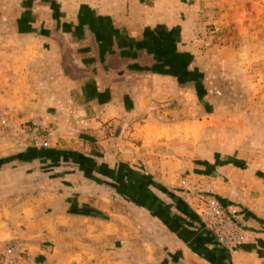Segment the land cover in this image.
Instances as JSON below:
<instances>
[{
	"label": "crops",
	"instance_id": "crops-1",
	"mask_svg": "<svg viewBox=\"0 0 264 264\" xmlns=\"http://www.w3.org/2000/svg\"><path fill=\"white\" fill-rule=\"evenodd\" d=\"M33 3L30 14L43 16L46 23L34 19L21 34L24 41L31 35L35 45L41 43V36L36 38L35 34L40 31L60 29L82 33L76 45L81 47L82 54L75 53L80 58L81 77L74 76L71 83L82 94V101H86L81 106L72 105L77 111L78 128L100 122L96 116L86 115L87 104L98 114V119L113 116V122L117 123L115 128L119 129L115 137L120 142L123 129L130 125L129 143L140 152L138 159L142 160L141 169L137 170L157 178L151 185L135 186L138 190L131 198L136 211L140 208L145 214L142 217L150 241H146L145 248L141 246L144 242L139 246L138 239L131 235L123 237L119 217L107 213L103 206H97L99 215L96 216L85 212L94 208L83 207L78 199L74 201V194L66 199L67 195L63 194L58 197V194L37 192L40 182L34 183L35 192L28 195L0 193V239L25 238L31 242L30 258L24 264H139V257L146 264H264L263 155L234 149L240 140L250 147L259 143V139L244 137V141L243 135L240 139L231 140L230 136L226 137L227 141L217 139L215 144L220 142V147L209 151L194 148L191 163L185 161L186 156H171L178 160V164L172 162L176 166L174 170H186L211 180L224 207H236L246 219L248 239L231 249L222 247L191 207L169 193V182L176 180L171 176L174 170L165 173V148L157 145L165 144V129L186 124L196 127L197 122H202L201 118L206 122L204 125H216L219 122L216 113L229 109V106H218V93L207 88L203 71L196 70L200 65L199 57L190 55L195 42L189 40L192 19L199 15L196 9L209 4H201L200 0H48L44 3L34 0ZM29 32L34 33L29 35ZM48 44L55 54L58 41L51 36ZM50 60L51 65H57L58 56L51 55ZM167 64H178L183 71H175ZM7 68L0 77V106L19 115L28 114L34 109L26 98L32 83H27L26 87L23 79L27 78L22 71L11 63ZM52 82L56 83L53 79ZM186 92L193 101L207 98L206 114L201 116L202 106H197L201 118L188 122L178 120L170 126V122H165V96L183 100ZM252 108L239 110L232 106L231 113ZM159 111L161 116H158ZM198 133L195 131L189 144L198 142ZM53 134L55 141H61L56 140L60 136L66 142L73 135L62 125ZM52 139L53 136L50 142ZM222 144L230 147L223 148ZM7 148L2 146L1 150ZM51 156L55 157L56 153L49 152L44 157ZM44 157L23 153L16 159L31 158L28 163L34 164ZM130 160L129 168L133 169L135 159L130 157ZM118 168L119 175L122 165ZM9 170L0 168V172H8L6 174ZM28 174L29 179L38 178L37 172ZM5 187L0 185L1 189ZM27 187L22 185L25 190ZM17 191L21 192L20 188Z\"/></svg>",
	"mask_w": 264,
	"mask_h": 264
},
{
	"label": "rangeland",
	"instance_id": "rangeland-1",
	"mask_svg": "<svg viewBox=\"0 0 264 264\" xmlns=\"http://www.w3.org/2000/svg\"><path fill=\"white\" fill-rule=\"evenodd\" d=\"M200 1L201 4L209 5L201 6L204 10H200L201 7L196 9L199 15L192 19L189 40L191 43L195 42L190 55L199 57L200 65L196 66V70L200 68L203 71L207 88L218 93V106H229V109H220L216 113V119L219 121L216 125H204L206 122L200 117L201 112L199 113L197 106H202L201 116H204L207 98L193 101L188 92L183 100L165 96V122H170V126L171 123L177 124L178 120H202L201 123L197 122L196 127L186 124L184 127L175 125L171 126L172 129H165V144H157L159 147L164 145L165 148V173H168L167 170L172 172L176 169L172 162L178 164V160L171 158L172 155L186 156V162H194L190 160L194 148H206L209 151L210 148L220 147L221 143L215 144V140L227 141V136L233 140L237 137L240 139L243 135L244 141V137H257L259 143L249 147L246 142L241 143L240 140L236 142L234 149L237 152H259L263 155L264 162V0ZM33 2L34 0H0V77L2 72L8 70L9 63L22 71L26 77L23 76L27 78L23 79L26 87L29 86L27 83H32L31 90L26 91V98L32 102L34 108L28 114L22 112V115H19L0 106V159H5L0 168L10 169L9 174L0 172V185H6L5 188H0V193L3 191L6 196L18 193L28 195L35 192L32 188L34 183L40 182V191L37 192L58 194V197L63 194L67 195L66 199L74 194V201L78 199L83 207L96 209L97 206H103L107 213H114L113 217L120 219L122 236L129 238L131 235V238L138 239L139 246L144 242L141 246L145 247L146 241H150L145 231L147 225L142 217L145 214L140 208L136 211L131 198L138 190L135 186L151 185L157 178L137 170L141 169L142 160L138 159L140 152L129 143L130 125L123 129V141L120 142L115 137L119 134V129L115 128L117 123L113 122V116L106 120L98 119V114L87 104L86 115H94L100 122L95 126L85 124L78 128L77 120L75 121L77 111L72 105L81 106L86 101H82V94L71 83H74V76L81 77L80 58L75 53L82 54L81 47L76 46L82 38V33L60 29L35 32L36 38H42L41 43L35 45L33 36L30 35L34 32H29L27 34L30 38L24 41L21 34L26 32L24 29L28 28L34 19L38 18L41 24L46 23L43 16L30 14L29 8H33ZM51 36L53 40L58 41L55 54L51 52L48 44ZM51 55L58 56L57 65H51ZM167 66L178 72L183 71V67L179 68L178 64ZM185 70L187 71V67ZM52 79L56 83H53ZM232 106L239 110L248 106L253 108L246 112L231 113ZM158 116H161V111ZM2 118L5 119L4 124L1 123ZM34 120L43 121L47 125L49 139L53 136V141H49L44 147L50 151L61 149L76 152L78 157H44L34 164L28 163L31 158L22 160L11 157L17 153L37 150L30 147H41L32 139L31 127ZM61 125L73 134L68 142L60 136L56 140L61 141L54 140L53 131ZM195 131L199 132L198 142L189 144ZM184 137L186 138L183 139ZM210 140L214 142L204 144ZM59 142L61 145H58ZM2 146L8 148L1 150ZM221 146L230 147L226 144ZM155 152L162 153L161 150ZM195 153L198 155V152ZM130 157L135 159L134 170L129 168L132 162ZM121 165L122 172L118 175V167ZM26 171L37 172L38 178L29 179ZM173 174L171 176L176 180L169 182V193L176 195L187 205L185 192L180 186L181 179H190L193 184L212 183L211 180L197 177L186 170H174ZM14 184L15 186H12ZM23 184L29 187L25 190L22 188ZM17 188H20L21 192H18ZM214 189L218 196L216 187ZM162 199L166 200L164 196ZM9 241H22L28 245V249L31 247V242L25 238L0 239V245ZM108 247L110 246L107 245ZM29 258L30 254L24 255L21 264ZM150 258L148 256V259ZM142 259L138 258L139 264H146L145 260L141 262Z\"/></svg>",
	"mask_w": 264,
	"mask_h": 264
},
{
	"label": "built area",
	"instance_id": "built-area-1",
	"mask_svg": "<svg viewBox=\"0 0 264 264\" xmlns=\"http://www.w3.org/2000/svg\"><path fill=\"white\" fill-rule=\"evenodd\" d=\"M5 123V119H1ZM32 139L36 145L47 146V125L40 120L32 122ZM186 201L204 226L212 232L216 241L225 248H235L248 239V224L236 207H224L210 182L193 184L190 179H181ZM28 245L22 241H9L0 245V264H20L28 254Z\"/></svg>",
	"mask_w": 264,
	"mask_h": 264
},
{
	"label": "trees",
	"instance_id": "trees-1",
	"mask_svg": "<svg viewBox=\"0 0 264 264\" xmlns=\"http://www.w3.org/2000/svg\"><path fill=\"white\" fill-rule=\"evenodd\" d=\"M37 150H33V151H26L25 153H28V155L31 156H35L37 157V155L39 156H48L49 152H54L56 153V156H69V157H78V154L76 152H72V151H65V150H58V149H54V150H49L47 147L41 146V147H35ZM48 153V154H47ZM23 153H17V155L11 156V157H20L22 156ZM42 154V155H41ZM82 156H79V158ZM9 158V157H8ZM7 158V159H8ZM82 159V158H81ZM5 159H0V163L2 161H4ZM88 160V159H87ZM90 161V160H88ZM85 212H89L88 214H92V215H99V211H97L96 209H89V210H85Z\"/></svg>",
	"mask_w": 264,
	"mask_h": 264
}]
</instances>
